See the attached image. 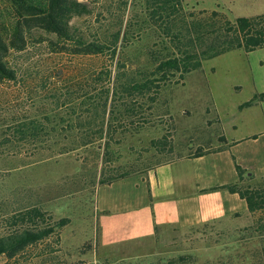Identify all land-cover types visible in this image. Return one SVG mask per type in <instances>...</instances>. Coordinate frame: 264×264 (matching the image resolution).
Instances as JSON below:
<instances>
[{
  "label": "rangeland",
  "instance_id": "obj_1",
  "mask_svg": "<svg viewBox=\"0 0 264 264\" xmlns=\"http://www.w3.org/2000/svg\"><path fill=\"white\" fill-rule=\"evenodd\" d=\"M81 1L88 4L91 14L74 18L75 25L90 32H113L121 24L124 27L128 23L126 20L131 23L137 21L133 13L143 0ZM183 6L196 16L216 11L231 22L239 17L264 14V0H187ZM45 38L50 39L51 36L45 35ZM129 38L134 46L128 55L134 54L138 48V59L143 61L146 46H150L147 36L132 30ZM12 59L20 68L22 77L17 82H0V214L25 206H37L52 221L68 218L70 222L53 237L26 248L11 260L0 257V264H105L107 260L119 264H156L158 258L165 262L177 255L189 254L184 247L191 249L190 254L196 257L197 264L264 263V237H259L260 234L256 251L249 247L250 252H243L241 247L233 250L221 246L225 237L202 228L190 230L187 236H157L150 241L138 237L133 240L134 235L144 236L146 232L140 229L137 220L95 216L93 210L94 185L98 182L101 168H117L121 163L134 162L139 156L156 161L173 157L172 154L159 157L150 149L144 152V148H149L150 139L163 135L164 115L169 113L173 117L179 134L183 132L181 126L187 122L194 128L201 129L203 125L205 134L214 136L216 127L205 126V122L215 118L213 104L220 102L219 93L223 88H243V91L264 88V48L250 53L233 50L205 60L199 69L185 76L183 84L161 88L152 110L146 111L148 123L139 122L141 127H137V132L133 130L115 135V138H121V144L113 146L118 157L107 165L102 164L101 153L97 154L99 147L58 155L61 146L68 144L63 140L64 136L56 138V144L50 141L44 148L35 149L18 143L3 145L1 132L10 121L49 112L53 107L51 96L54 93H66L83 86L93 88L97 74L113 68L111 59L54 53L47 41L30 45L25 52L13 55ZM24 88H46L38 99L43 104L39 106L37 98L31 99ZM183 111L190 116L183 115ZM191 146L193 144L188 143L186 150ZM121 168L116 172L130 169L132 164ZM108 170L104 176L116 173ZM215 242L217 244H213Z\"/></svg>",
  "mask_w": 264,
  "mask_h": 264
},
{
  "label": "trees",
  "instance_id": "obj_2",
  "mask_svg": "<svg viewBox=\"0 0 264 264\" xmlns=\"http://www.w3.org/2000/svg\"><path fill=\"white\" fill-rule=\"evenodd\" d=\"M185 1L143 0L135 7V23L126 20L128 23L124 27L121 24L113 32H90L73 23L74 18L91 14L84 1L0 0V82H17L22 76L20 68L13 62V55L44 41L54 53L106 56L114 63L112 69L97 74L93 88L83 86L66 93H54L49 112L10 121L1 132V143L42 149L50 141L56 144V138L64 136L63 140L68 144L61 146L58 155L99 147L97 154L101 153L102 164H111L118 157L113 146L121 144V138H115V135L137 132V127H141L139 122L148 123L146 111L152 110L161 88L183 84L185 76L199 69L205 60L233 50L250 53L264 48V14L239 17L231 22L216 11L205 16L187 12L183 6ZM132 30L147 36L150 42L143 61L138 59V48L128 55L134 46L129 38ZM45 35L51 38L46 39ZM45 89L24 88L31 99L37 98L39 106L43 102L38 99ZM263 99L264 93L257 94L240 108ZM168 137L166 134L152 139L149 149L159 157L168 154L173 148ZM202 153L198 150L196 155ZM167 161L164 158L158 163ZM121 167L123 165L109 170L101 168L98 184L110 183L132 173L129 169L116 172ZM107 170L116 173L104 176ZM236 171L239 177L236 183L209 191L226 190L243 199L248 213L254 217L249 228L264 237V176L248 183L244 180L245 171L238 166ZM47 215L37 206L0 214V257L11 260L26 248L53 237L70 222L68 218L52 221ZM196 262L193 254H183L165 262L158 258L156 264ZM105 264L119 263L107 260ZM257 264L264 263L258 261Z\"/></svg>",
  "mask_w": 264,
  "mask_h": 264
},
{
  "label": "crops",
  "instance_id": "obj_3",
  "mask_svg": "<svg viewBox=\"0 0 264 264\" xmlns=\"http://www.w3.org/2000/svg\"><path fill=\"white\" fill-rule=\"evenodd\" d=\"M261 93L264 88H223L220 102L213 104L215 118L205 122V126L216 127L212 137L205 134L203 125L194 128L187 122L179 134L173 117L164 115V133L173 146L168 154L173 157L158 163L139 156L125 163L132 164L130 175L101 185L96 182L95 216L137 220L146 232L134 235L133 240L187 236L190 230L202 228L225 237L221 246L256 251L258 234L249 228L254 217L246 202L226 190L209 189L236 183V166L245 171V182L264 176V99L240 108ZM183 115L190 113L183 111ZM188 143L193 146L186 150ZM198 150L203 153L196 155Z\"/></svg>",
  "mask_w": 264,
  "mask_h": 264
}]
</instances>
